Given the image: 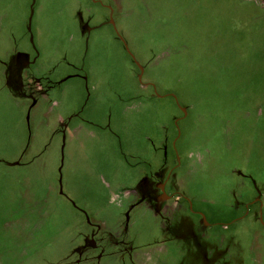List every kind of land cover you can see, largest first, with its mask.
I'll return each mask as SVG.
<instances>
[{
	"label": "rangeland",
	"instance_id": "rangeland-1",
	"mask_svg": "<svg viewBox=\"0 0 264 264\" xmlns=\"http://www.w3.org/2000/svg\"><path fill=\"white\" fill-rule=\"evenodd\" d=\"M0 264H264V0H0Z\"/></svg>",
	"mask_w": 264,
	"mask_h": 264
}]
</instances>
